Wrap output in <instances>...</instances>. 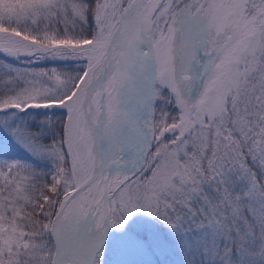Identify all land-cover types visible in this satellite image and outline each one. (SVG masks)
Returning a JSON list of instances; mask_svg holds the SVG:
<instances>
[{
  "label": "snow or ice",
  "instance_id": "snow-or-ice-1",
  "mask_svg": "<svg viewBox=\"0 0 264 264\" xmlns=\"http://www.w3.org/2000/svg\"><path fill=\"white\" fill-rule=\"evenodd\" d=\"M0 264H264V0H0Z\"/></svg>",
  "mask_w": 264,
  "mask_h": 264
}]
</instances>
